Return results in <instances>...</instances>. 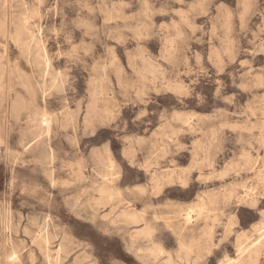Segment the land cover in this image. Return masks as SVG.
Masks as SVG:
<instances>
[{
    "label": "rangeland",
    "instance_id": "1",
    "mask_svg": "<svg viewBox=\"0 0 264 264\" xmlns=\"http://www.w3.org/2000/svg\"><path fill=\"white\" fill-rule=\"evenodd\" d=\"M56 263L264 264V0H0V264Z\"/></svg>",
    "mask_w": 264,
    "mask_h": 264
},
{
    "label": "bare ground",
    "instance_id": "2",
    "mask_svg": "<svg viewBox=\"0 0 264 264\" xmlns=\"http://www.w3.org/2000/svg\"><path fill=\"white\" fill-rule=\"evenodd\" d=\"M22 4V3H21ZM27 23V22H26ZM24 30V29H23ZM22 30V31H23ZM21 32V31H20ZM27 33V32H26ZM18 34V33H17ZM21 35V34H20ZM27 35V34H26ZM31 37V36H30ZM21 38V37H20ZM27 40V39H26ZM47 65V64H46ZM58 72H59V70H58ZM55 87V86H54ZM97 92V91H96ZM43 115V114H42ZM67 115V114H66ZM36 121V120H35ZM191 126V125H190ZM85 129V128H84ZM83 132H84V130H83ZM146 167V166H145ZM248 191V190H247ZM250 193V192H249ZM109 214V213H108ZM125 216V219H129V220H132V219H130V217H135V215H127V214H125L124 215ZM189 218H190V214H189V212H187V214H186V219L187 220H189ZM135 220V219H134ZM134 220L132 221V222H134ZM237 221V220H236ZM134 223H136V221L134 222ZM43 227V226H42ZM233 227V226H232ZM43 229V228H42ZM47 230V229H46ZM41 236V235H40ZM54 238V237H53ZM42 240H43V238H41ZM42 243H44V242H42ZM257 243V242H256ZM40 245V244H39ZM62 247V246H61ZM64 249H65V247H64ZM63 250V249H62ZM64 251V250H63ZM241 252H243V250H240ZM59 252V251H58ZM63 253V252H62ZM157 253H159V252H157ZM156 253V254H157ZM161 253V252H160ZM58 256V255H57ZM57 264V263H56Z\"/></svg>",
    "mask_w": 264,
    "mask_h": 264
}]
</instances>
